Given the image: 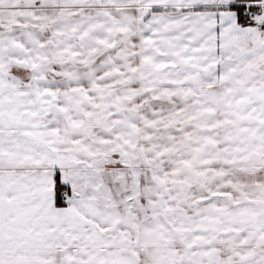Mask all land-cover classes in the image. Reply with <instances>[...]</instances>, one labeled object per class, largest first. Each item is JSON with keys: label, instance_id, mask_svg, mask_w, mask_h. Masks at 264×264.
<instances>
[{"label": "snow or ice", "instance_id": "obj_1", "mask_svg": "<svg viewBox=\"0 0 264 264\" xmlns=\"http://www.w3.org/2000/svg\"><path fill=\"white\" fill-rule=\"evenodd\" d=\"M0 264H264V0H0Z\"/></svg>", "mask_w": 264, "mask_h": 264}]
</instances>
